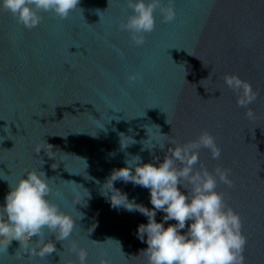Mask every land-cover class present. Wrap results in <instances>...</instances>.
Returning a JSON list of instances; mask_svg holds the SVG:
<instances>
[{"label": "water", "instance_id": "95a60500", "mask_svg": "<svg viewBox=\"0 0 264 264\" xmlns=\"http://www.w3.org/2000/svg\"><path fill=\"white\" fill-rule=\"evenodd\" d=\"M174 8L171 22L155 11V28L139 47L118 27L131 14L126 0H80L64 19L41 12L32 29L0 10V204L9 184L41 169L51 178L49 198L76 221L51 255L18 260L22 249L13 240L0 264H78L72 242L87 249L88 264L101 257L146 264L140 251L147 245L136 232L147 218L111 207L100 185L125 166V153L156 162L169 147L142 150V143L182 144L203 129L222 152L212 160L201 149L200 161L231 169L233 187L217 190L242 218L246 264H264V0H174ZM130 73L142 79L130 83ZM233 73L258 92L249 105L254 118L224 83ZM120 133L137 143L121 151ZM114 186L152 208L148 189ZM163 216L158 211L157 222Z\"/></svg>", "mask_w": 264, "mask_h": 264}, {"label": "clouds", "instance_id": "9594fccd", "mask_svg": "<svg viewBox=\"0 0 264 264\" xmlns=\"http://www.w3.org/2000/svg\"><path fill=\"white\" fill-rule=\"evenodd\" d=\"M79 3L80 0H0V10L10 13L25 28L32 29L42 19L39 13L50 12L64 19ZM126 5L131 14L118 27L129 33L132 44L137 47L145 43V34L154 30L157 9L164 22L175 18L174 0L166 3L165 0H126ZM139 79H142L139 73L128 75L130 83ZM224 83L237 94V106L245 109L248 118H254L249 105L255 102L258 92L252 84L234 73L225 74ZM145 132V140H149L146 129ZM123 137L128 135L119 134L121 151L137 143L132 136L130 139ZM150 144L145 147L142 143V150L157 146L163 150L166 144L169 146L162 161L154 157L156 162L145 163L139 155L125 153V166L113 169L100 185V194L111 207L139 212L147 218V223L139 224L136 232L138 239L147 245L140 251L146 257V264H246L243 253L247 237L242 232V218L228 205L226 194L217 190L220 183L233 187L231 169L217 166L209 170L200 161L201 149H207L212 160L220 159L222 149L216 137L203 129L186 143L171 139L161 144L153 139ZM41 150L44 151L42 147L35 149L38 154ZM116 181L148 189L152 208L137 204L135 199L129 200L126 193L114 186ZM52 192L51 178L41 169H32L15 184H9L0 204V252L7 251L15 240L22 249L18 260L44 258L57 251V241L69 240L76 221L49 198ZM76 202L79 204V197ZM158 211L164 213L160 222L156 220ZM69 251L76 256L78 264H88L86 248L72 242ZM66 264L76 262L67 261ZM98 264L110 262L101 257Z\"/></svg>", "mask_w": 264, "mask_h": 264}]
</instances>
